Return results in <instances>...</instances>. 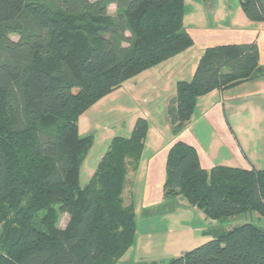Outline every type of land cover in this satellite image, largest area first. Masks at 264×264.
<instances>
[{
    "label": "trees",
    "instance_id": "1",
    "mask_svg": "<svg viewBox=\"0 0 264 264\" xmlns=\"http://www.w3.org/2000/svg\"><path fill=\"white\" fill-rule=\"evenodd\" d=\"M239 3L248 20L264 23V0ZM185 8L186 0H0V217L8 220L0 264H118L133 247L135 209L122 195L149 122L138 119L129 137L112 139L85 188L80 171L94 139L81 138L78 123L126 81L193 47ZM258 72L256 42L206 49L168 105L175 133L191 122L199 97ZM163 190L218 229L245 214L264 219V168L207 171L182 142L169 150ZM62 215L70 218L65 229ZM165 264H264V228L222 231Z\"/></svg>",
    "mask_w": 264,
    "mask_h": 264
},
{
    "label": "crops",
    "instance_id": "2",
    "mask_svg": "<svg viewBox=\"0 0 264 264\" xmlns=\"http://www.w3.org/2000/svg\"><path fill=\"white\" fill-rule=\"evenodd\" d=\"M194 1H196L195 6L190 5L189 9L185 8L184 17L185 30L194 39L193 47L128 80L131 81L130 88H125L128 82L126 81L109 94L112 95L116 91L124 92L131 106L136 100L142 101L144 106H134L130 115L123 118L124 123L128 124V129L120 130L117 135L112 133L110 125L105 124L101 136L99 137V134L96 141V133L99 130L88 134L93 125L91 127V120L86 117L87 112L80 117L78 128L81 138L94 139L89 154L97 142L104 145L103 152L96 157L98 166L114 137H129L138 119L147 120L150 129L145 149L139 167L128 170L122 195L124 204L134 207L136 223L139 212L153 217V213L158 211L157 216L164 219L176 218L179 216L177 213L185 217H195L197 218L195 222L193 220L190 223L185 222L176 230L169 226L168 235L173 236L175 240L181 234H198L201 235V243L205 244L218 237L222 231L218 229L217 223L206 219L201 211L191 207L182 196L165 197L163 187L166 180L168 153L174 144L182 142L196 150L201 167L207 171L216 166L245 170L264 168V23L248 20L241 6L243 13L234 4L231 12V6L212 3L215 0H206L212 1L208 6L204 4L205 0ZM253 42L257 43L259 49L257 79L244 82L227 91L215 90L199 97L191 122L180 132L175 133L168 117V105L176 95L178 82L192 80L206 49ZM153 99L154 103L151 104ZM164 231L147 230L144 234L140 232L138 237L136 234L133 247L119 263L157 264L156 261L143 260L148 259L149 255L140 256L139 253L147 251V245L142 247V240L148 243L154 238L153 235H161ZM129 255L131 257H127ZM126 257L127 261H122Z\"/></svg>",
    "mask_w": 264,
    "mask_h": 264
},
{
    "label": "rangeland",
    "instance_id": "3",
    "mask_svg": "<svg viewBox=\"0 0 264 264\" xmlns=\"http://www.w3.org/2000/svg\"><path fill=\"white\" fill-rule=\"evenodd\" d=\"M211 2L212 1L210 2L206 1L204 4L208 6V4ZM195 3L196 1L194 0H187L186 9H189L190 5L195 6L196 5ZM212 3H218V5L228 4L229 6H231V12L233 11V4H234L238 6L240 12L243 13L240 8V3L238 0H215ZM108 12L110 15L115 16L116 6L111 5L109 7ZM11 39L13 41H18L19 38L17 36H11ZM130 84H131V81H128L125 84V88L126 89L130 88L129 86ZM125 95L126 94H124V92L116 91L112 95H109L103 100H101L94 107H92L91 109L87 111L86 117L88 118V120L89 119L91 120V127L93 125L92 129L88 132V134L93 133V132L95 133V131L99 130L96 133V138H97L98 135L102 133L103 131L102 127L105 124L110 125L109 128L111 129L112 133L117 134V135L119 134L118 132L120 130L126 131L128 129L127 128L128 124L127 122L124 123L125 119L123 121V118H125V116L130 115V113L134 110V106L143 105V104H142V101L136 100V103L133 106H131V104H129V102L127 101ZM160 96H157V97L159 98ZM152 103H154V99L151 101V104ZM100 136L101 134L99 135V137ZM96 141H98V138ZM103 149H104V145L101 142H97L92 152L90 154L88 153L89 155L86 161L84 162V164L82 165L81 171H80L81 188H85L88 185L91 179V176L95 172L96 167H97L96 157L101 155V153L103 152ZM156 213H158V211H155L153 213L154 215L153 217H149L148 214L146 213L144 214L142 212H139L137 214L138 215L137 216V227H138L137 237L140 235V232L144 234L147 230L153 231V232L165 230L164 233H162L161 235H153L154 238L149 240L148 243H145L142 240V247L147 245L146 246L147 251H143L142 253H139V254L140 256L149 255L148 259H143V260L156 261L157 264H161V262H163V264H165L170 259L177 258L183 255L184 253L192 251L196 249L197 247H200L203 245V243H201L202 242L201 235H198V234L196 235L181 234L178 238L176 237L177 239L175 240L173 236L168 235L169 226H171L173 230H176L177 228H180L182 225H184L183 223L185 222L190 223L192 220L195 222L197 218L191 217V216L185 217L181 215L180 213H177L179 216H177L176 218L171 217L169 219L167 218L164 219V218L158 217ZM254 215L255 214H245V215H241V216H238L232 219H228L222 224H220L219 229L221 231H227V230H231L235 227H238V226H241L247 223H253L255 225H258L264 228V219L260 218L257 215L256 216ZM69 220L70 218L68 215H62L60 218V223H59L60 228L65 229L69 223ZM7 222L8 220L5 221L0 217V249L2 248V244H3L2 239H4V237L7 236V232H8L6 230V226L8 225ZM127 257H131V256L129 255ZM127 257L125 258V260H122V261L126 262ZM121 263L122 262H120L119 264Z\"/></svg>",
    "mask_w": 264,
    "mask_h": 264
},
{
    "label": "built area",
    "instance_id": "4",
    "mask_svg": "<svg viewBox=\"0 0 264 264\" xmlns=\"http://www.w3.org/2000/svg\"><path fill=\"white\" fill-rule=\"evenodd\" d=\"M213 223H215V224H216V222H213Z\"/></svg>",
    "mask_w": 264,
    "mask_h": 264
}]
</instances>
